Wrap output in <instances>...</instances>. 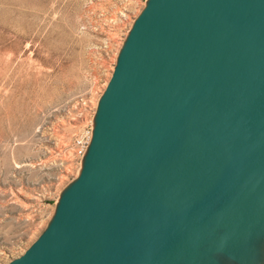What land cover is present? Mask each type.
Masks as SVG:
<instances>
[{
  "label": "water",
  "instance_id": "obj_1",
  "mask_svg": "<svg viewBox=\"0 0 264 264\" xmlns=\"http://www.w3.org/2000/svg\"><path fill=\"white\" fill-rule=\"evenodd\" d=\"M7 264H264V0H145L76 176Z\"/></svg>",
  "mask_w": 264,
  "mask_h": 264
},
{
  "label": "rangeland",
  "instance_id": "obj_2",
  "mask_svg": "<svg viewBox=\"0 0 264 264\" xmlns=\"http://www.w3.org/2000/svg\"><path fill=\"white\" fill-rule=\"evenodd\" d=\"M145 0H0V264L77 174L98 99Z\"/></svg>",
  "mask_w": 264,
  "mask_h": 264
},
{
  "label": "built area",
  "instance_id": "obj_3",
  "mask_svg": "<svg viewBox=\"0 0 264 264\" xmlns=\"http://www.w3.org/2000/svg\"><path fill=\"white\" fill-rule=\"evenodd\" d=\"M88 141H89V139H88L87 141H85V142L82 143L81 148H80V154H81V155H82V153H83V151H84V149H85V147H86Z\"/></svg>",
  "mask_w": 264,
  "mask_h": 264
}]
</instances>
